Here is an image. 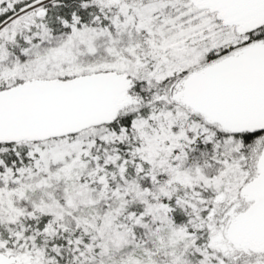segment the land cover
Wrapping results in <instances>:
<instances>
[{"label": "snow or ice", "instance_id": "6c2138e0", "mask_svg": "<svg viewBox=\"0 0 264 264\" xmlns=\"http://www.w3.org/2000/svg\"><path fill=\"white\" fill-rule=\"evenodd\" d=\"M0 264H264V0H0Z\"/></svg>", "mask_w": 264, "mask_h": 264}]
</instances>
